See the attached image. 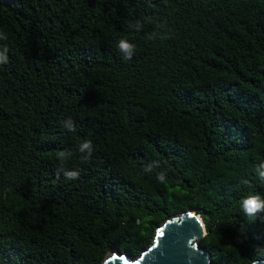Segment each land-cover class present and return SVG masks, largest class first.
<instances>
[{"label": "trees", "instance_id": "obj_1", "mask_svg": "<svg viewBox=\"0 0 264 264\" xmlns=\"http://www.w3.org/2000/svg\"><path fill=\"white\" fill-rule=\"evenodd\" d=\"M0 32V264L136 258L187 210L213 264L260 260L264 0H0Z\"/></svg>", "mask_w": 264, "mask_h": 264}, {"label": "water", "instance_id": "obj_2", "mask_svg": "<svg viewBox=\"0 0 264 264\" xmlns=\"http://www.w3.org/2000/svg\"><path fill=\"white\" fill-rule=\"evenodd\" d=\"M206 234L201 215L187 210L168 218L138 257L114 251L101 264H213L211 254L198 243ZM251 264H264V259Z\"/></svg>", "mask_w": 264, "mask_h": 264}, {"label": "clouds", "instance_id": "obj_3", "mask_svg": "<svg viewBox=\"0 0 264 264\" xmlns=\"http://www.w3.org/2000/svg\"><path fill=\"white\" fill-rule=\"evenodd\" d=\"M6 39L7 36L4 35L2 32H0V40H6ZM117 47L119 51L123 54V57L125 59H131L132 53L133 51H135V46L133 44H131L127 40L121 39L118 42ZM6 52H7V48H5L3 51H0V64L8 62V56L6 55ZM70 130H74V126ZM79 151L81 153H86L83 159L87 161L93 152L92 142L91 141L82 142L79 145ZM58 158L61 161H64L67 158V154L64 152H60ZM256 171L260 178H264V162H262L257 167ZM64 175L67 179L72 180L78 178L79 173L78 171H74V170L72 171L66 170L64 172ZM160 179H163V176H161ZM242 208L247 216L254 217L256 213L264 212V197H261L258 194H251L243 199ZM257 257L259 259H264V247L257 249Z\"/></svg>", "mask_w": 264, "mask_h": 264}, {"label": "rangeland", "instance_id": "obj_4", "mask_svg": "<svg viewBox=\"0 0 264 264\" xmlns=\"http://www.w3.org/2000/svg\"><path fill=\"white\" fill-rule=\"evenodd\" d=\"M112 253H113V252H112ZM112 253H111V254H112ZM109 255H110V254H109Z\"/></svg>", "mask_w": 264, "mask_h": 264}]
</instances>
